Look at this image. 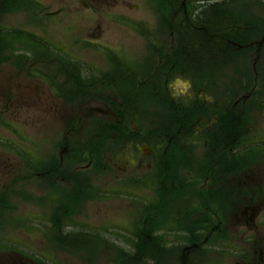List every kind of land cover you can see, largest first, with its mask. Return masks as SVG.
I'll return each instance as SVG.
<instances>
[{"label": "rangeland", "instance_id": "rangeland-1", "mask_svg": "<svg viewBox=\"0 0 264 264\" xmlns=\"http://www.w3.org/2000/svg\"><path fill=\"white\" fill-rule=\"evenodd\" d=\"M181 4V0H0V44L5 43L0 61L8 63L0 65V194L5 192L0 198L9 217V225L0 226L4 264H42L40 260L43 264H264V149L260 141L264 113L233 117L239 134L234 129L233 137H237L231 142L233 147L218 155L224 159L218 166L210 164L212 154L205 143L210 140V126L195 122L196 131L181 130L184 133L178 134L180 119L168 128L161 124L165 116L171 119L169 112L176 111L178 104L185 103L182 99L199 78L197 94L207 96V102L222 103L220 109L228 98L227 70L219 71L216 85L209 63H228L225 53L216 59L212 49H226L231 30L230 23L222 20L230 10L203 5L200 7L208 9L198 11L199 6H188L186 11ZM240 9L237 6L234 12ZM184 11L187 15L182 18ZM234 39L231 63L240 66L234 69L233 81L245 86L239 94L255 89L257 97L261 83L252 67L243 66L245 62L258 63L259 53L257 49H242L241 36ZM35 40H40L41 46L35 45ZM181 43L189 54L185 62L190 64L183 67L186 75H178L181 53L168 84L153 86L152 101L137 95L141 86L130 84L125 90L127 86L119 82L105 86L109 95L120 92L117 101L110 96V105L87 103V108L92 106L96 112L106 111L102 113L105 122H101L104 133L102 128L96 130L95 123L91 130L89 123L84 130L81 127L78 133L71 132L69 123L78 101L55 95L61 93L53 83L55 74L42 67L41 75H34L36 68L25 69L23 64L78 62L108 75V61L136 70L151 63L162 74L157 54L163 49L169 52L173 45L175 52ZM22 64L24 69H19ZM142 87L146 93L148 86ZM63 89L76 94L69 86ZM113 106L122 112L119 122L108 119L111 112H117ZM135 112L139 129L133 132ZM101 133L105 135L99 139ZM135 140L153 146L159 142L158 147L164 144L168 164L155 165L157 150L145 155L131 146ZM183 142L197 144L188 151L181 148ZM188 157L205 173L198 177L200 187L193 180L194 172L179 176L184 168L180 162ZM38 165L42 171L36 176L33 171ZM233 169L228 180L210 178L213 170ZM225 174H220L221 179ZM168 176L172 192L157 195L153 190ZM187 188H201L205 196L210 194L221 204L213 206L210 214L203 213L218 227L210 243L191 252L179 214L172 209L180 205V194L173 189ZM51 191L61 208L56 214L57 237L50 243L45 238L53 225L47 221L52 212ZM228 199L226 212L223 207ZM156 208L162 210L164 223L160 227L150 221L151 210ZM27 214L26 227H19L17 222ZM65 220L78 226L68 227ZM65 239L71 244H62Z\"/></svg>", "mask_w": 264, "mask_h": 264}, {"label": "flooded vegetation", "instance_id": "flooded-vegetation-1", "mask_svg": "<svg viewBox=\"0 0 264 264\" xmlns=\"http://www.w3.org/2000/svg\"><path fill=\"white\" fill-rule=\"evenodd\" d=\"M166 1V0H165ZM182 2V8H184L187 11V7H197L199 6V10L202 9H208L207 7H200V6H208L212 9L217 10L219 6H225L228 7L230 12L227 13V18H223L222 21H228L230 23V30L231 34H228V38L225 42V48L222 49H212L213 54L217 55L216 59L218 58V55H226L228 59L227 62H218L217 60L209 63L211 66V74L215 76V84L217 85V78L219 76V71L227 70L226 76H228V89H227V102L223 103L225 104L224 107L219 109V105L217 104L215 100L207 102V96H204L201 93L197 94V89L200 86V82L202 81L201 78H199V81L194 85V87L191 84V93L187 95L191 100H186V98L182 99L185 103L177 106V110H173L169 112L171 114V119H169V116H165L163 120H161V124L165 123L167 124V128L170 124H172L176 119H180L182 122V125H180L178 134L184 133V131H196V127L193 128V123H199L210 126L209 131V137L210 140H206V146L208 148L209 154L211 152L212 156L209 159V162L211 165L218 166L219 163H221L224 159L222 157H218V155L224 154L228 152L233 146L231 145V142L235 140L237 137L234 136V129L237 130V135L239 134V126L236 125L234 118H240L248 114H260L264 113V0H181ZM237 6L241 7V11L234 12V9H236ZM197 8V9H198ZM184 11V15H182V18L186 17L187 12ZM198 14V13H196ZM226 16V15H225ZM238 23V25H236ZM234 27V28H233ZM241 36L244 38V44L240 46L242 49H246V52H249V50L257 49V52L259 53L260 61L257 63L256 61H253L252 64L249 62H245L243 68L249 69L252 67L253 74L256 76V79L259 80L261 83V87L257 89V97L256 95H253V91L255 89H249L244 94H239V92L245 90V86L243 84H239L240 82H234L233 80V74L234 69H237L236 67L240 66V63L232 64V56L233 54L232 49H235V39L234 37ZM224 43V41H223ZM5 43L1 41L0 49L5 48ZM169 49H163V53L157 54L160 58V64L161 69L163 70V73L159 74V68L151 66V63L144 64L143 67L139 68V70L125 67V64H120L116 66L115 64H111L109 61L107 62L108 70H111L108 75H104L105 73L100 70L94 69V68H85V63H71V62H37L34 63H23L25 64V69H34L36 68L34 75H41V68L44 67L45 69L50 71V75L55 74L56 80H53V83L57 85V88L61 91L60 94H56V96H60L61 98H64L68 96L71 100L78 101L77 104V112L74 114V119L70 120V127L71 132L76 131L78 133L80 128L82 127L83 130L85 129V126L90 123L89 130L93 128V126L96 124L98 127L96 130H100L102 128L103 133L105 132L104 124L101 122H105V117L102 116L101 110L96 112V109H94L92 106H89L87 103L92 102L91 104H94L93 101H99L101 102L111 104L110 101L114 97V101H117L120 98V92H114L113 95H109L106 92V85H112L115 83H122L125 90L130 87V84H134V88L137 86H141L142 91H140L137 95L138 96H145L149 99V101H152L154 90L153 86L155 84L164 83L168 84L170 80V75L174 74V67H177L178 63H171L170 62V54L175 49H170V53L168 52ZM178 50V55L182 53L183 60L179 62V66L181 67L178 73V75L183 78V76L186 75L185 69L183 67L189 66L190 62H185V59L188 54V49H176ZM212 56V54H211ZM214 56V55H213ZM188 59V58H187ZM162 62V63H161ZM185 62V63H184ZM7 64V62L0 61V65ZM23 64L19 69H24ZM28 64V65H27ZM71 67H70V66ZM174 66V67H172ZM172 67V68H171ZM259 72V73H258ZM154 73L157 74L158 80H155ZM129 75V77H128ZM166 82V83H165ZM245 83V82H242ZM65 86H69L70 89H75L76 94H67V91H65L63 88ZM129 86V87H128ZM142 86H148L146 87V93L143 92ZM190 86V85H189ZM4 88V87H1ZM139 88V87H138ZM136 88V89H138ZM141 88H139L141 90ZM133 90V88H131ZM4 90V89H3ZM193 90V91H192ZM111 93V92H110ZM108 95V96H107ZM76 96V97H74ZM111 96V97H110ZM192 96H197L195 99ZM236 96V99H235ZM110 97V98H109ZM183 97H185L183 95ZM206 97V98H205ZM257 99L256 101H253L254 99ZM102 103V104H103ZM116 104V103H115ZM117 106L121 105V103L116 104ZM115 105V106H116ZM115 106H113L115 108ZM175 106V105H174ZM92 108V109H91ZM115 111L111 112V114L108 115V119L112 120L113 122H119V120L122 118V112L117 110L115 108ZM227 111L226 113L224 112ZM108 113V112H107ZM105 114V113H104ZM135 120H134V126H133V132L139 129L137 125V119L138 113L135 112ZM148 115V114H147ZM148 117H150L148 115ZM208 117V118H207ZM234 117V118H233ZM213 118V119H212ZM185 119H188V122L185 121ZM212 119V120H211ZM95 120V121H94ZM211 120V122H210ZM215 120V123L213 124ZM210 122V123H209ZM95 123V124H94ZM192 128V129H191ZM162 129L159 127V131ZM181 130H184L180 132ZM180 132V133H179ZM101 133V135L98 136L99 139L102 137L104 138V135ZM166 134V133H165ZM175 134V133H173ZM156 135V134H155ZM261 135V134H260ZM162 136V135H161ZM118 137V135L115 137V139ZM263 144L264 149V137L262 136V139L260 140ZM197 142H200L198 140ZM234 143V142H233ZM132 147H135L137 150H141L143 154L147 155L149 151L151 150H157V154L153 155L155 165H163L168 164L167 161V153H166V147H164V144L159 146V142L156 143V146H153L154 144H146L145 142H138L135 140V142H130ZM197 143H188L183 142L182 143V149L183 150H191L193 146ZM149 145V147H148ZM168 144H166L167 146ZM158 147V148H157ZM157 148V149H156ZM91 151H89V154ZM151 153V152H150ZM31 158L36 161V158L31 155ZM182 165L183 170L182 173L179 175L180 177H186L187 172L191 171L195 173V177L193 178L194 181H198L197 185L200 187V179L198 178L202 171L199 168L198 163H195V160L192 158H185V160H182L180 162ZM228 164V163H227ZM226 164V165H227ZM197 167V168H196ZM41 166H37V169L33 172L38 174L36 176H39ZM187 171V172H186ZM230 172L233 173L234 169L231 171H225V170H213L212 174L210 175V178H217V180H228L227 177L230 176ZM197 173V174H196ZM226 173L221 179L220 174ZM64 177V176H63ZM145 178V177H144ZM147 178V177H146ZM157 178V175L155 176V180ZM168 178L166 182H162V185L159 186V189L153 190L155 193H161L169 195V192H172L168 187ZM65 178H62L61 181H64ZM66 180V179H65ZM67 181V180H66ZM186 184H188V181H185ZM58 185L57 180L54 183V187ZM53 187V188H54ZM61 188V186L59 185ZM55 192L56 190L53 189ZM179 192L180 194V205L177 207H172V209L179 214V219L181 220L182 225V233L184 236L187 237V242L190 243V246L187 248L189 252H191L193 249L196 248V246H204L208 245L210 243L211 235L212 233L217 230V225L213 221H209V219L203 214H210V211L212 210L213 206L219 207L218 205L219 201L215 198H213L210 194L204 195L201 191V188L195 189V188H187L183 191H177V189H173V192ZM49 195V203L52 207L51 216L47 218V221L49 219V224H53L52 228L50 229L49 234L45 238L46 241H53L56 240L57 233H55L56 230V214L58 212V209L61 208V205L57 204V195L53 193L52 191ZM226 198L228 195V192L225 194ZM0 196L4 197L5 192L3 191ZM73 196V195H72ZM43 197V196H42ZM42 197L38 198L40 204H42ZM222 196V200H223ZM222 203V202H220ZM49 204V205H50ZM229 205V199L227 203L224 205L223 208H225L226 212L228 210ZM151 206H154L151 205ZM77 207V205L72 206ZM6 205L4 201L0 198V226L3 228L5 225H9V217L8 212L6 209ZM9 208V207H8ZM156 208L151 210L150 215V221L151 225L158 224L159 227L163 225V221L160 219V214L162 213V210ZM69 210H67L66 213H68ZM230 212V211H229ZM23 215V214H22ZM21 215V216H22ZM201 215H204V218L201 219ZM29 217V214L25 215L24 217H21V219L17 222L19 227H26V218ZM64 224L68 227H76L77 224L74 226L72 223H70L68 220H65ZM222 225V222L220 223ZM164 227V226H163ZM162 227V228H163ZM54 228V230H53ZM1 229V228H0ZM35 232L38 234V231L34 228ZM143 237H147L143 233ZM1 242V237H0ZM57 242V241H56ZM64 242V243H63ZM7 243V242H6ZM5 243V244H6ZM62 244H71L68 240H62ZM42 261L43 264V260ZM5 261L0 258V264H4Z\"/></svg>", "mask_w": 264, "mask_h": 264}, {"label": "trees", "instance_id": "trees-1", "mask_svg": "<svg viewBox=\"0 0 264 264\" xmlns=\"http://www.w3.org/2000/svg\"><path fill=\"white\" fill-rule=\"evenodd\" d=\"M182 41H183V40H182ZM182 45H183V43H181V45L179 46L180 49H184ZM44 49H46V48H44ZM177 49H179V48H177ZM45 52H46V51H45ZM172 54H173V56H171L170 62H172V63L178 62V60H179V58H178V50H176V51L173 52ZM169 58H170V57H169Z\"/></svg>", "mask_w": 264, "mask_h": 264}]
</instances>
